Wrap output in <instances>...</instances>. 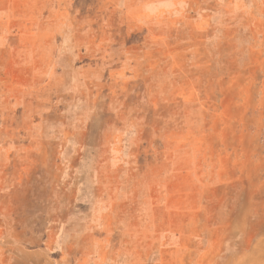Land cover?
I'll use <instances>...</instances> for the list:
<instances>
[{"label": "rangeland", "instance_id": "374dc122", "mask_svg": "<svg viewBox=\"0 0 264 264\" xmlns=\"http://www.w3.org/2000/svg\"><path fill=\"white\" fill-rule=\"evenodd\" d=\"M0 264H264V0H0Z\"/></svg>", "mask_w": 264, "mask_h": 264}]
</instances>
